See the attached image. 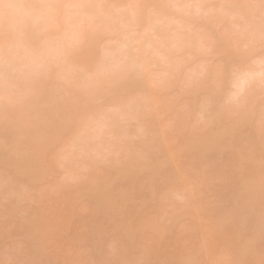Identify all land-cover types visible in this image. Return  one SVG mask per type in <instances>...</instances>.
Instances as JSON below:
<instances>
[{
  "label": "bare ground",
  "instance_id": "obj_1",
  "mask_svg": "<svg viewBox=\"0 0 264 264\" xmlns=\"http://www.w3.org/2000/svg\"><path fill=\"white\" fill-rule=\"evenodd\" d=\"M0 264H264L261 0H0Z\"/></svg>",
  "mask_w": 264,
  "mask_h": 264
},
{
  "label": "snow or ice",
  "instance_id": "obj_2",
  "mask_svg": "<svg viewBox=\"0 0 264 264\" xmlns=\"http://www.w3.org/2000/svg\"><path fill=\"white\" fill-rule=\"evenodd\" d=\"M261 7L264 8V0H261Z\"/></svg>",
  "mask_w": 264,
  "mask_h": 264
}]
</instances>
